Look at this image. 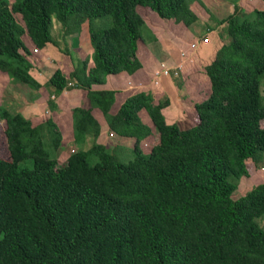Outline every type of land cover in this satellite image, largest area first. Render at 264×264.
I'll return each instance as SVG.
<instances>
[{"label": "trees", "instance_id": "1", "mask_svg": "<svg viewBox=\"0 0 264 264\" xmlns=\"http://www.w3.org/2000/svg\"><path fill=\"white\" fill-rule=\"evenodd\" d=\"M190 2L0 0L1 82L48 86L51 108L71 88L84 89L88 101L72 108L77 148L63 163L52 116L36 120L0 105V264H264V180L248 164L264 161V0L250 10L234 4L222 19L209 15L208 31L226 23L229 41L204 67L210 92L192 104L195 124L181 127L166 115L169 99L143 90L112 111L115 91L94 88L141 67L146 22L138 6L189 28L198 21ZM52 16L63 36L90 22L93 64L78 59L41 81L39 51L56 45ZM102 17L111 24L96 28ZM103 122L132 147L117 142L111 152L98 142ZM86 135L93 142L80 149ZM128 148L132 158L121 160ZM241 178L246 191L233 196Z\"/></svg>", "mask_w": 264, "mask_h": 264}, {"label": "rangeland", "instance_id": "2", "mask_svg": "<svg viewBox=\"0 0 264 264\" xmlns=\"http://www.w3.org/2000/svg\"><path fill=\"white\" fill-rule=\"evenodd\" d=\"M10 3L13 0H8ZM191 0L190 5L192 2H194V7L196 8V11H198V14L200 15V17L198 18V21L195 22L194 24H192L189 28L192 29L193 33L197 36H195V38H204L206 39V41H204V39H201L198 48L201 47V45H206V49L203 50V52L205 54H209L207 59H200L198 61V64H196L199 68L197 69L198 71V75L196 74V76L198 78H200V81L198 84L193 83L191 79L188 80H184L187 82V86H185L184 88L183 85L182 87H180L179 89H177V96H174L175 98H180V100L184 101L183 105L184 108L181 110H179V108L177 107V105H175L174 101L177 102L175 99L173 100L172 97H170L169 94H163L160 95L159 93L157 94V98H159L158 100L161 102H164L165 99L169 98L170 99V105L168 106V108H166V115L169 116V119L173 120V121H178L179 125L181 127H188L191 126L192 124L196 123V114L193 111V105L192 102H194L195 100H200V99H204L208 96L209 92H210V82L209 79L207 77V75L205 74V65L209 63V61L212 59V55L213 53L216 51V49H218L223 43H227L229 41V37L227 35V31H226V23H222V24H218L215 26V30L213 31H208V24H214V20H211L209 18V15L212 14L215 16L216 20L217 19H222L225 18L227 13L229 11L232 10L233 4H238L239 0ZM243 2L245 9H252L255 8L256 6H260L258 5V3L260 2V0H241V3ZM239 5V4H238ZM216 6H218V9L216 10ZM240 6V5H239ZM148 8L145 6H139V8ZM222 8V9H220ZM149 9V8H148ZM218 14V15H217ZM253 16V13L251 14ZM17 20L19 22H21L20 16L16 15ZM220 17V18H218ZM52 36L53 38H56V45L59 47L58 49L60 51L63 52V50L65 51H69L71 54L70 55H66V61L65 62H60L58 60H60L57 56L56 53H52L50 51H48V47L44 48V50L40 51V67L43 71V73H41V75H37L38 79H40L41 81H45L47 80V75H49L54 69L55 67L59 66L61 69H63V67L65 66L64 70H68V66H69V61L71 63H74L76 60L81 58V54L84 55V59H88V65L92 66L93 64V48L91 46L90 40H89V24L90 22L86 21L84 22L80 29L72 34V35H66L63 36V27H61L60 22L54 17L52 16ZM158 20L163 21L162 24L158 23L156 25V27L159 30V35L156 33L155 29H152V26L149 24H145V27L143 28L142 31V37L143 40L139 41V47H141L142 45L145 46V48L149 49L151 52L155 53L156 55L159 56L158 59H162L160 58L161 54H164V57H168L169 53H167V49H163V51H161L162 49H160L159 51H157L160 48V45L162 47H169L170 46V42L177 44L178 43V30L179 27L182 26L181 23L176 24L173 20H164L159 18ZM111 24V20L109 17H102V18H98L96 20H94L93 25L96 28H105L108 27ZM187 32L182 33L183 36L185 38H187V35L192 36L193 38V33L191 34L188 29H186ZM57 33H59L57 35ZM27 37V36H26ZM191 39V38H190ZM28 40V37H27ZM160 40V41H159ZM195 41H199L198 39ZM58 42V43H57ZM170 48V47H169ZM208 50V52H207ZM149 51V52H150ZM64 53V52H63ZM198 53V49L195 50V54ZM163 62V61H161ZM195 62V60L193 61ZM192 62V63H193ZM166 63V62H165ZM170 63V62H169ZM191 63V64H192ZM62 64V65H61ZM167 64V63H166ZM179 78V77H178ZM175 78V79H178ZM10 84H5V82H1L0 80V105L5 106L7 108H9L12 111H19L21 113H23L25 116L28 117H34L36 116L37 118L40 117V112L41 114L45 113L46 115L49 116H54L57 120L62 119V120H66L69 115H70V111H71V107H73V105L71 104L72 102H65L63 100L59 101V98H55L57 103L55 105V107L51 108V107H45V109L47 110H43L44 109V103L48 100V95L46 94L48 91V89L45 87V92L41 89V90H31L30 88L26 87V86H22L20 83H12V81H9ZM181 82V81H180ZM182 83V82H181ZM185 83V82H184ZM261 93L263 95V101H264V77L262 79L261 82ZM64 94V93H63ZM156 96V95H155ZM157 100V101H158ZM117 103V100H116ZM114 104L112 111H114L118 104ZM84 107H87L85 105H83ZM173 108H172V107ZM41 110V111H40ZM185 110H187V117L185 118ZM59 116V119L57 118ZM42 117V116H41ZM40 117V118H41ZM40 118L36 119L39 120ZM67 122H65L66 124ZM68 136H66V132H65V137L63 138L64 143L70 142L69 138H67ZM85 141L83 142V144H81L79 142V148L80 149H88L90 147V145L92 144V135H86L85 137ZM117 138V136H115L113 139H109V143L114 142L115 139ZM154 140V137H153ZM152 142V141H151ZM81 144V145H80ZM133 141L131 140L130 145H133ZM142 145V142H141ZM68 147V145H66ZM150 143H148V145L144 144L143 147H149ZM70 149V148H68ZM107 149L111 152H115V148H111L110 146L107 145ZM125 154L123 157L121 158V160L124 161H128L129 159L132 158V153L131 151L128 149H126ZM68 151L67 149H65V146L62 145L61 149H58V153H57V158L60 159V161L63 163L66 160V157L68 155ZM89 160L91 162H96L97 159L96 157H90ZM24 163V162H23ZM249 167L252 168L251 170V175L259 177V180H264V161H260L259 162H253L251 160L248 161ZM242 178H247L242 177ZM242 178L239 180L237 189L235 190L233 196H238L243 194L246 190H244L242 188L243 184H242ZM255 178L254 180V184L257 183V179ZM249 179V178H248ZM245 179V180H248ZM242 184V186H241ZM260 224L264 226V219H260L259 220Z\"/></svg>", "mask_w": 264, "mask_h": 264}, {"label": "crops", "instance_id": "3", "mask_svg": "<svg viewBox=\"0 0 264 264\" xmlns=\"http://www.w3.org/2000/svg\"><path fill=\"white\" fill-rule=\"evenodd\" d=\"M238 4L241 7L244 6L243 2L241 3V0L238 1ZM194 5H195L194 2H192L190 7L195 12V14L198 16V18H199L200 15L198 14V11H196V8L194 7ZM233 6H234V4H233ZM217 9H218V6H216V10ZM220 9H222V8H220ZM137 10L142 15V17L144 18L145 22L147 24L151 25L152 29H155L156 33L159 35V30L156 27V25L158 23L162 24L163 21L158 20L159 18L157 17V15L154 12H152L150 9H148V8H142V7L139 8V6H138ZM232 11H233V7H232V10L227 13V15L230 14ZM218 18H220V17H218ZM186 29H188V31L191 34L193 33L191 28H187V27L182 25V26L179 27V30H178V43L177 44H174L173 42L172 43L170 42V46H169L170 48L166 47V46L162 47L160 45V48L157 51H159L160 49H162L161 51H163V49L166 48L167 51H168L167 53H169L168 57H164V54H161L160 58H162V59H158L159 56L156 55L155 53L151 52L148 48L146 49L145 46L142 45L141 47H139V43H138L137 57H138V59L141 62V67L138 68L136 71H134L131 74H128L126 72H120V73H118L116 75H110V76L107 77L105 83H103L101 85L94 86V88L95 89H105V90L113 89L115 91L114 104L116 103V100H117L116 104H118V106L124 101V99L127 96L135 93L136 91L143 90V91H146V92H150L152 94V96H154V100H156V102L159 101L158 100L159 98H157V94L158 93L160 95H162V96H163V94H169L170 97L173 98V100L175 99L177 101V102L174 101V103H175V105H177L179 110L182 111V109L184 108V105H185V104L183 105L184 101L180 100V98H175L174 97V96L178 97L177 96V94H178L177 93V89L182 87V85H183L182 88L187 86V82L184 81V80H188L189 81V79H191L193 83L198 84L199 81H200V78H202V77L198 78L196 76V74L198 75V72H197L198 70L197 69L199 68L198 67L199 65L197 66L196 64H198V61H199L200 57H201L200 60H202V59L204 60V59H207L209 57L208 56L209 54H205L203 52V50L206 49V45L207 44L201 45V47L197 48L198 49V53H196V54H195V52L193 50H191L189 48V44L191 42H193V41H195L197 39L199 40L200 38L196 39L195 38L196 35L194 33L192 34L193 38L190 35H187L186 36L187 38H185L182 33L187 32ZM213 30H215V28ZM46 46L48 47V51L57 54L58 58L60 59V60H58L59 63L66 61V57L67 56L62 51H60L57 46H55V45H53L51 43L47 44ZM183 50L187 51L188 53L190 52V54L194 56L195 62H193L192 64L191 63L186 64L184 69H183L182 76L179 77L178 79H175L174 77L162 76L160 78L161 81L159 82V85L158 86H153L152 83H151L153 71L156 68H158L161 65V63H164V64L167 63L166 64L167 66H174L179 61L180 52L183 51ZM207 52H208V50H207ZM39 53H40V51H39ZM80 56H81L80 59L84 58V55L81 54ZM198 56H200V57H198ZM161 61H163V62H161ZM68 63H69L68 70H64L65 66L63 67V70L65 72H70L73 69L74 65H75V62L73 63L72 60H71V63H70V61ZM57 67H59V66H57ZM51 96L52 95L50 94V97ZM55 98H59V101L63 100L65 102H67V103L72 102L71 104L73 105V107L83 106V105L88 106V101H87V98H86V91L84 89H78V88L77 89H75V88L72 89L71 88V89H69L67 91H64L60 95H58V96L53 98L54 99V103L57 100V99L55 100ZM167 99H169V98H167ZM43 103H44V110H47V109H45L47 104L45 102H43ZM55 104H57V103H55ZM192 104H193V102H192ZM73 107H71V111H70L71 113H70L69 117L66 120L59 119V116L57 117L59 120H57L52 115V118L57 123V125H58V127H59V129H60V131L62 133L63 138L65 137V132H66V136H68L67 138H69V140H70V142H68V143H67L68 140L66 141V143H64V140H63L64 144H62L63 146H65V149H67L68 153H70L73 149L77 148L76 144H75L74 137H73V126H72V108ZM140 116H141L143 121L146 120V118H147V116H146L144 111H140ZM65 122H67V123L65 124ZM110 137H112V138H110ZM113 138H114L113 136H109V132L107 131L106 125L103 122L102 123V132L97 137V141L98 142L104 144L105 146L108 145L111 148H113L112 145L117 143V142L120 143V145L122 147H126V146L127 147H132V145H130L131 140L129 138L117 137L115 139V142L109 144V142H108L109 139L111 140ZM66 145H68V147ZM68 148H70V149H68Z\"/></svg>", "mask_w": 264, "mask_h": 264}, {"label": "built area", "instance_id": "4", "mask_svg": "<svg viewBox=\"0 0 264 264\" xmlns=\"http://www.w3.org/2000/svg\"><path fill=\"white\" fill-rule=\"evenodd\" d=\"M205 38V37H204ZM202 38V39H204ZM201 39L199 41H193L189 44V48L195 52V50L198 48V45L200 43ZM206 41V39H204ZM194 59V56L190 53L188 54L187 51L183 50L180 52V60L178 63H176L174 66H167L164 63H161L159 68L155 69L153 71L151 83L153 86H158L160 82V78L162 76L167 77H174L178 78L182 76L183 69L186 64L192 63ZM68 85H72V82L69 81ZM110 136H112V133H110Z\"/></svg>", "mask_w": 264, "mask_h": 264}, {"label": "clouds", "instance_id": "5", "mask_svg": "<svg viewBox=\"0 0 264 264\" xmlns=\"http://www.w3.org/2000/svg\"><path fill=\"white\" fill-rule=\"evenodd\" d=\"M59 33H57V35H58ZM56 39V38H55ZM56 46V45H55ZM34 51L36 52V51H39V50H37L36 48H34ZM111 133V132H110ZM110 133H109V136H110ZM112 138V137H111Z\"/></svg>", "mask_w": 264, "mask_h": 264}]
</instances>
